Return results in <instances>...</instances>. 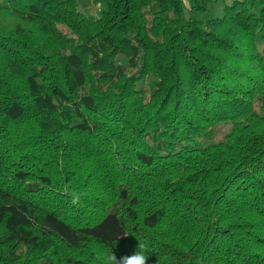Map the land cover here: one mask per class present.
<instances>
[{
	"label": "trees",
	"instance_id": "16d2710c",
	"mask_svg": "<svg viewBox=\"0 0 264 264\" xmlns=\"http://www.w3.org/2000/svg\"><path fill=\"white\" fill-rule=\"evenodd\" d=\"M80 1L0 0V264H264V0Z\"/></svg>",
	"mask_w": 264,
	"mask_h": 264
},
{
	"label": "rangeland",
	"instance_id": "374dc122",
	"mask_svg": "<svg viewBox=\"0 0 264 264\" xmlns=\"http://www.w3.org/2000/svg\"><path fill=\"white\" fill-rule=\"evenodd\" d=\"M103 7V3L100 0H81L79 2V9L80 10H88L90 13H92L93 15L98 14L100 9ZM222 4L221 3H215L212 6V9L210 10V13H208V16L213 15H220L222 12ZM186 14L188 17H190L191 15H193V12L191 11V9L189 8V5H186ZM202 20H206L207 16H203L201 18ZM155 81L154 78H149L145 84H151ZM232 125L230 123L228 124H222L217 126L214 129V133H215V139L218 140H223L226 135L231 131Z\"/></svg>",
	"mask_w": 264,
	"mask_h": 264
},
{
	"label": "clouds",
	"instance_id": "9594fccd",
	"mask_svg": "<svg viewBox=\"0 0 264 264\" xmlns=\"http://www.w3.org/2000/svg\"><path fill=\"white\" fill-rule=\"evenodd\" d=\"M137 241L138 244L130 255L117 257L112 249L105 254L103 264H148V248L144 243Z\"/></svg>",
	"mask_w": 264,
	"mask_h": 264
}]
</instances>
